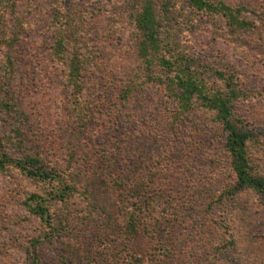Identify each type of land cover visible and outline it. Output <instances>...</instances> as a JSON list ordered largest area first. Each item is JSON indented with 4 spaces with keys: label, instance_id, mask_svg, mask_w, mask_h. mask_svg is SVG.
<instances>
[{
    "label": "rangeland",
    "instance_id": "1",
    "mask_svg": "<svg viewBox=\"0 0 264 264\" xmlns=\"http://www.w3.org/2000/svg\"><path fill=\"white\" fill-rule=\"evenodd\" d=\"M123 1L42 0L35 3L36 7L40 5L50 12L54 4L60 7L75 5L84 13L80 24L84 30L78 36L80 42L91 39L100 46L104 44L101 46L104 56L103 64L86 79L84 102L78 101L72 88L67 86L62 69L51 58L50 41L44 31L40 32L43 27L28 29L18 49L21 77L15 86L18 107L26 116L25 149L43 155L48 169L60 173L62 180L63 176L70 180V171H82L80 175L89 180L94 177L92 183L97 185H91L93 192L101 195L102 202L108 199L103 194L109 192L114 211L126 213L131 207L128 190L116 191L112 184L116 178L123 177V166H127L132 155L148 144L146 147L152 149L154 156L149 165L161 172L164 183L156 199L159 214L167 215L164 221L169 237L162 240L174 250L175 263L264 264L262 199L246 193L229 198L223 209L213 207L207 212V203L203 205L210 190L215 191L219 184L232 180L228 160L221 153L217 125L198 114H190L179 124L174 123L173 101L166 95L165 87L159 84L145 87L142 105L132 107V116L137 120L120 122L119 115L126 112L119 97L122 83L134 64L140 65L136 50L140 38L133 22L120 16L121 10H125ZM177 1L185 12L184 0ZM221 1L233 7L248 5L264 12V0ZM31 21L37 25L38 15L34 14ZM12 23L14 25V21ZM260 26L252 37L245 35L241 43L230 37L224 22L221 26L209 22L198 25L193 31H177L174 41L203 56L215 69L237 70L235 73L239 74L243 89L256 97L239 105L238 114L248 124L264 127V18ZM110 30L111 35H108ZM83 111L93 115H89L92 123L83 124L78 120L77 116ZM83 118L87 120L88 117L83 115ZM148 168L151 169L147 165ZM93 170L100 177L92 174ZM77 183L81 186L80 180ZM49 190L44 184L20 178L15 172L0 174V264H22L31 239L44 233L42 223L28 212L24 202L34 193L47 196ZM73 199V206L62 203L53 206V212L62 214L63 221L71 223L69 231L54 243L55 253L51 252L53 246L46 242L45 258H58L65 253L66 247L72 249L85 244L84 241H93L95 246L102 248L97 239L98 230L82 211L86 201L76 196ZM151 202L154 205L155 200ZM162 205H166L169 212ZM171 218L175 221L170 223ZM159 230L152 226L155 235L160 234ZM226 231L236 233L238 243L216 257L208 241L215 240L218 244L216 236ZM147 244L153 246V243ZM120 249L113 243L106 251L120 259L117 264H133L129 254L121 253ZM151 253L153 251L149 255ZM148 259L145 264L165 262L160 255L152 261Z\"/></svg>",
    "mask_w": 264,
    "mask_h": 264
},
{
    "label": "trees",
    "instance_id": "2",
    "mask_svg": "<svg viewBox=\"0 0 264 264\" xmlns=\"http://www.w3.org/2000/svg\"><path fill=\"white\" fill-rule=\"evenodd\" d=\"M39 1L42 0H0V174L15 172L20 178L42 183L50 189L47 196L34 193L24 202L28 212L36 216L45 230L40 237L31 239L22 264H117L120 259L106 251L113 243L121 248V253L129 254L133 264H145V260L151 258L152 261L158 255L165 258L163 264H176L174 250L162 240L169 237L164 221L167 215L159 214L156 199L164 183L161 172L149 165L154 156L152 149L146 147L148 144L130 156L132 160L130 158L127 166H123V177L116 178L112 184L116 191L128 190L131 207L126 213L114 211L109 192L103 194L108 198L103 202L101 195L93 192L94 177L89 180L80 175L82 171H70V180L66 176L62 180L60 173L48 169L43 155L25 149L27 132L23 126L26 116L18 107L15 86L21 77L18 49L28 29L43 27L40 32L44 31L50 41L51 58L62 69L67 86L72 88L78 101L84 102L86 79L103 64L104 56L101 47L104 44L100 46L91 39L80 42L78 36L84 30L80 25L84 13L80 9L75 5L60 7L54 4L50 12L40 5L36 7L35 3ZM184 2L187 5L185 12L177 0L123 1L125 10H121L120 16L133 22L140 38L136 47L140 65L134 64L122 83L119 97L126 112L119 115L120 122L137 120L132 116V107L142 105L145 87L162 85L174 104V123L179 124L190 114H198L217 125L221 153L228 160L232 180L219 184L215 191L210 190L203 204L207 203L206 211L213 207L223 209L229 198L246 193L264 201V127L248 124L237 111L239 105L255 99V95L243 89L240 76L235 73L237 70L215 69L203 56L174 41L177 31H193L198 25L209 22L221 26L224 22L230 37L241 43L245 35L252 37L260 29V20L264 18L261 13L264 12L248 5L233 7L221 0ZM34 14L38 15L37 25L31 21ZM117 29L122 30L120 25ZM108 32L111 35V30ZM82 114L88 117L87 120ZM82 114L77 116L80 122L92 123L91 113L83 111ZM147 165L151 169H146ZM92 174L100 177L94 170ZM78 180L83 187L79 186ZM96 185L94 182L93 187ZM75 196L86 201L82 211L98 230L97 239L102 248L95 246L93 241H84L85 244L73 245L72 249L66 247L65 253L58 258H45L43 247L46 242L53 246L51 252L55 253L54 243L69 231L71 223L63 221L62 214L53 212V206L57 203L73 206ZM151 199L155 200L154 205ZM161 207L169 212L166 205ZM174 221L170 219V223ZM154 225L160 229L162 237L152 232ZM216 238L218 244L215 240L208 241L216 257L238 243L236 233L232 232H222ZM147 243H153V246Z\"/></svg>",
    "mask_w": 264,
    "mask_h": 264
}]
</instances>
